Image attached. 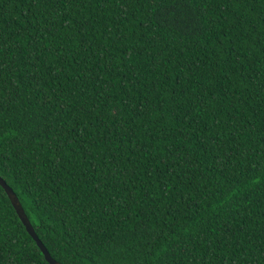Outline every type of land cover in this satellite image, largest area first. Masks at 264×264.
Here are the masks:
<instances>
[{
    "label": "trees",
    "instance_id": "16d2710c",
    "mask_svg": "<svg viewBox=\"0 0 264 264\" xmlns=\"http://www.w3.org/2000/svg\"><path fill=\"white\" fill-rule=\"evenodd\" d=\"M0 176L62 264H264V0H0Z\"/></svg>",
    "mask_w": 264,
    "mask_h": 264
},
{
    "label": "water",
    "instance_id": "95a60500",
    "mask_svg": "<svg viewBox=\"0 0 264 264\" xmlns=\"http://www.w3.org/2000/svg\"><path fill=\"white\" fill-rule=\"evenodd\" d=\"M0 184L2 187L5 189L6 193L8 194V197L10 198L13 206L15 207L20 219L22 220L23 224L26 226L27 231L30 233V235L34 238V240L37 242L38 246L41 248L42 252L44 253L46 259L51 263V264H62L61 262L57 261L54 259L50 252L48 251L47 247L44 245L40 237L35 231L34 226L32 225L18 195L16 192L13 190V188L7 184V182L0 176Z\"/></svg>",
    "mask_w": 264,
    "mask_h": 264
},
{
    "label": "snow or ice",
    "instance_id": "6c2138e0",
    "mask_svg": "<svg viewBox=\"0 0 264 264\" xmlns=\"http://www.w3.org/2000/svg\"><path fill=\"white\" fill-rule=\"evenodd\" d=\"M175 2L178 3L179 0H175ZM169 11L170 12L175 11L176 12V19L177 20L179 19V12L175 8L169 9ZM186 23L191 24L192 22L191 21H186Z\"/></svg>",
    "mask_w": 264,
    "mask_h": 264
}]
</instances>
